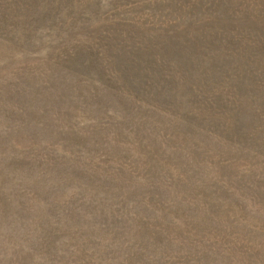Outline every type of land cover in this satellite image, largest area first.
<instances>
[{
  "label": "rangeland",
  "instance_id": "obj_1",
  "mask_svg": "<svg viewBox=\"0 0 264 264\" xmlns=\"http://www.w3.org/2000/svg\"><path fill=\"white\" fill-rule=\"evenodd\" d=\"M0 264H264V0H0Z\"/></svg>",
  "mask_w": 264,
  "mask_h": 264
}]
</instances>
